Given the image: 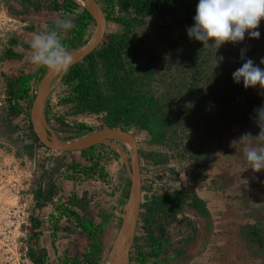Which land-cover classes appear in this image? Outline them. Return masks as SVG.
I'll return each instance as SVG.
<instances>
[{
    "label": "rangeland",
    "instance_id": "374dc122",
    "mask_svg": "<svg viewBox=\"0 0 264 264\" xmlns=\"http://www.w3.org/2000/svg\"><path fill=\"white\" fill-rule=\"evenodd\" d=\"M74 1L81 8L80 1ZM96 1L100 6L105 2ZM20 12L21 7L16 0H0V56L10 37H21L23 29L29 25L26 21L33 18L29 15L35 14L21 15ZM180 18L179 14H169L163 18L148 17L144 24L135 27L133 39L141 49L143 62L152 60L155 67L152 91L157 97L168 91L165 97L178 102L179 87L175 85L187 84L188 79L191 81L197 76L194 71L198 64L202 65L205 61L218 68L221 65L233 66L234 63L242 65L251 59L254 65L264 69V64L260 63L264 59V20L257 29L259 39H251L246 33L243 41L225 43L216 50L204 49L201 42L189 39L186 30L193 26L194 20L184 23ZM93 28L94 26L88 29L90 35ZM121 28L119 24L107 21L106 35L120 32ZM43 30L38 26L35 28L36 32ZM90 35L86 37V42ZM21 39L23 40V36ZM241 50H245L243 59ZM29 53L30 50L24 51L25 57L19 61L0 60V215L3 208L22 205L29 208L39 203L36 193L38 181L42 172L51 171V179L57 185L56 192H59L53 197L52 205L55 208L64 204L73 208L71 205L74 203V196L81 194L82 197L86 194L90 200L83 213H86L88 220L98 224L100 214L107 210L112 214V224L106 231L108 238L104 246V254H108L118 231L124 206L120 208L118 200L128 181L125 166L119 158L113 156L111 148L96 146L92 151V160L97 164L95 172L78 174L69 169V166L75 163L88 167L90 164L80 152L58 153L44 147L30 146L31 141L27 139V116L29 118L30 108L27 109L23 102L19 103L22 107L19 116L4 119L7 115L5 78L20 74L33 75L35 96L41 68L29 62ZM153 55H157V58L152 59ZM194 61L198 64H193ZM213 72L216 70L213 69ZM205 73L211 74L212 70L208 68ZM255 90H258L261 99V104L257 107L261 108L264 106V94H261L259 86ZM68 93L70 87L67 84L61 81L53 84L48 106H45L48 123L54 130L60 129L56 134L61 140H71L69 138L76 134L78 124L94 127L95 130L105 128L102 114L73 115L72 104L62 102ZM182 93L184 101L177 104V112H182L181 119H173V125L166 130L167 139L161 144H149L150 137L144 131L135 128L129 130L137 141L139 151L142 202L144 195L179 194L184 204L181 211L167 219L169 225L162 222V229L155 232L156 238L163 232L162 238L166 240L158 259L150 256L151 248L146 240V233L137 225L135 236L139 239V250L133 245L131 253L133 257L140 254L139 258L142 257L145 262L141 263L139 260L136 264H264V241L250 242L252 237L242 229L248 224L258 223L259 228L264 230V170L253 172L248 168L243 145L234 143L239 139L233 134H221L226 122L219 124V116L215 111L207 108L205 112L197 114V121H204L205 114L206 121L210 120V124L204 128V123L199 122V129L193 128L196 124H190L187 118L191 114L189 110L196 107L190 103L197 95L190 94L187 90ZM60 119L68 127L60 126ZM251 126V122L242 124L245 133L256 137L260 129L258 126V129ZM196 131L200 135L198 139L194 138ZM89 132L91 131L85 134ZM122 149L129 160V151L123 144ZM67 176H72V180ZM192 196L204 202V214L207 218L187 204ZM252 209H255L253 213ZM72 210L75 211L76 208ZM59 212L55 209V216ZM250 215L253 217L249 218ZM60 219L63 224H69L72 220L64 216ZM69 226L77 227L76 223H70ZM28 233V227L14 231L18 245L29 246ZM3 238L0 228V264H5ZM173 253L177 255L174 256ZM69 257L74 259L72 254Z\"/></svg>",
    "mask_w": 264,
    "mask_h": 264
},
{
    "label": "trees",
    "instance_id": "16d2710c",
    "mask_svg": "<svg viewBox=\"0 0 264 264\" xmlns=\"http://www.w3.org/2000/svg\"><path fill=\"white\" fill-rule=\"evenodd\" d=\"M16 1L21 7V12L19 13L21 15L41 11L59 12L61 14L60 19L70 20L73 27L67 32L61 33L62 43L68 51L84 45L87 39L86 37L90 35L88 31L89 27L94 26L93 19L90 15L84 9H81L74 0ZM101 1H105L101 5V8L106 15L107 21L119 24L122 28L120 32L105 35V41H103L98 49L86 57L81 63L69 68L63 75L61 82L70 87V93L62 99V102L72 104L73 115L80 113L102 114L103 127L120 128L124 131L135 128L147 133L150 137L149 144L159 145L167 137L166 130H168L170 125H173V119H181L182 112H177L179 107L177 104L181 100L184 101L182 92L187 90L190 94L197 95L190 103L196 107L189 110L191 114L187 118L190 120V124H196L193 127L196 130L199 129L197 125L199 122L204 123V128L209 126L210 120L207 119L208 121H206L205 114L204 121H197V114L205 112L207 108L218 114L219 124L223 121L226 122L224 128L221 129L222 135L233 134L235 138L239 139L245 133L242 127L244 123L250 124L251 122L253 125L251 127L258 129L255 122L256 110L259 109L257 106L261 104L258 90L256 91L255 88L245 89L243 81L236 84L232 78L233 73L242 66L239 65L240 63H234L233 66L229 64L228 67L221 65L217 68L214 65H209L208 61H205L202 65L194 61L193 64H198L194 71L197 76H194L191 81L188 79L187 84L179 83L175 85L177 88L179 87L177 96L180 99H178V102H172L171 99L165 97L168 94L167 90L169 88L166 90L167 92H164L159 97L152 91L155 67L152 65V60L143 62L141 49L133 39L135 27L144 24L145 19L148 17L163 18L169 14L171 16L179 14L180 19L184 23H189V21L194 20L199 0ZM175 3H178V5L176 6ZM54 26L55 22L50 21L47 23L46 30H51ZM15 48L30 49L28 45L20 40L19 36L13 35L8 40L6 47H4L0 60H20L22 54L16 52ZM153 58H157V55H153ZM232 60L235 61V58L232 57ZM208 68L212 70L211 74L205 73V70ZM213 69L216 72H213ZM46 70L41 67L39 80ZM33 78L31 74H20L17 77L5 78L7 115L4 119L19 116L22 112V107L19 104L21 102L24 103L27 109L30 108L35 91L33 89L30 92ZM203 79L205 80L203 81ZM204 105L206 106L204 107ZM47 106L48 102L46 103ZM46 119L49 122V119ZM27 125V139L31 141L30 146L36 145L38 147H44L35 137L28 116ZM60 126L68 127L61 119ZM219 128L220 126L217 131ZM92 130H95V128L78 124L77 131H75L76 134L69 139L76 138ZM58 131L60 129H55L56 133ZM199 137L200 135L196 131L194 138L198 139ZM99 147L103 146L99 145ZM95 148L96 146L80 152L84 155L86 161H90L88 167L73 163L69 166V169L83 175L94 173L97 164L92 160V151ZM111 153L116 159L118 158L114 152L111 151ZM101 174L103 177L105 176L103 169H101ZM67 178L72 179L73 177L67 176ZM128 191L129 181L125 183L121 197L118 200L120 208L127 199ZM38 195H40V192ZM244 196L246 197V195ZM187 204L191 208L201 212L207 218L204 214L203 201L192 196L191 201L187 202ZM183 206L184 204L179 194L159 196L144 195L138 228H141L146 233V240L150 243L149 246L151 248L150 256L158 259L159 254L162 252L161 247H163V243L166 241L162 238V231L159 238L155 236V232L162 227L160 224L163 222L164 225H169L170 222L167 219L181 211ZM56 210L60 211L58 219L64 216L77 221L76 225L78 228L93 241L91 243V253L95 256L99 255L101 252L99 236L103 232L102 225H95L93 221L86 218L85 213L84 216H79L68 206L63 207V205H60L56 207ZM253 210L255 209H252V213ZM110 215L112 217L111 213ZM252 217V215L249 216V218ZM257 224L253 223L242 227L252 237L250 238V242L252 243H255V241L262 243L264 241V230L260 229ZM138 240V237L135 236L133 245L137 250H139L137 246ZM172 255L175 256L177 254L173 253ZM139 257L140 254L138 253L136 257H133V253H130V264H136L139 260L141 263L145 262L142 257L141 259ZM84 259L86 260L87 256ZM68 264L80 263L77 259H71V261L69 259ZM155 264L157 263L155 262Z\"/></svg>",
    "mask_w": 264,
    "mask_h": 264
},
{
    "label": "clouds",
    "instance_id": "9594fccd",
    "mask_svg": "<svg viewBox=\"0 0 264 264\" xmlns=\"http://www.w3.org/2000/svg\"><path fill=\"white\" fill-rule=\"evenodd\" d=\"M262 20L264 0H199L194 24L186 31L189 39L201 42L204 49L217 50L225 43L243 41L246 33L251 39H259L257 29ZM72 27L70 20L57 19L53 29L32 33L29 62L53 74L67 71L73 57L63 45L61 33ZM244 51L241 50V59ZM260 63L264 64V59ZM232 78L236 84L243 81L245 89L259 86L261 94H264V69L254 65L251 59L246 60ZM255 122L260 129L259 134L253 137L246 132L234 143L243 145L248 168L260 172L264 170V106L256 110Z\"/></svg>",
    "mask_w": 264,
    "mask_h": 264
},
{
    "label": "water",
    "instance_id": "95a60500",
    "mask_svg": "<svg viewBox=\"0 0 264 264\" xmlns=\"http://www.w3.org/2000/svg\"><path fill=\"white\" fill-rule=\"evenodd\" d=\"M80 5L93 19L94 28L89 40L84 45L70 51L73 62L69 68L81 63L98 49L106 35L107 19L99 3L96 0H81ZM65 72L53 74L46 70L41 76L29 111V122L32 131L39 143L50 151L72 153L104 145L111 148L123 162L129 180V191L123 206L118 231L104 264L106 261L109 262L108 264H130V252L140 219L143 198L137 141L129 131H124L120 128L96 129L79 138L61 140L47 122L45 106L53 89V84L59 83ZM115 142L122 143L128 149L129 160H127L126 154ZM124 158L126 162L123 160Z\"/></svg>",
    "mask_w": 264,
    "mask_h": 264
},
{
    "label": "crops",
    "instance_id": "0c3cea01",
    "mask_svg": "<svg viewBox=\"0 0 264 264\" xmlns=\"http://www.w3.org/2000/svg\"><path fill=\"white\" fill-rule=\"evenodd\" d=\"M29 16H33V18L28 19L29 21H26L29 25L27 27L25 26V28L23 29V40L21 39L22 36H17L20 37V40H22L23 43L30 47L32 33L36 32L35 28L38 26L43 28V31H45L47 23L50 21L55 22L57 19H60L61 14L59 12L41 11ZM42 25L44 27H42ZM26 33H28V35H26ZM15 49L16 52L22 54V58L25 57L24 54L26 53L25 52L23 54V52L28 51V49ZM21 50H23V52H21ZM48 99L46 103L48 102ZM52 175L53 172L51 171L42 172L40 180L38 181V189L36 192L37 198H39L40 202L37 204H33L29 208L26 207L30 215V221L28 225L30 257L35 261L36 264H68V260L70 258L69 256L72 254L74 256V259H78L80 261H78L80 264H104L107 257V254H104V246L106 238H108L106 231L112 224V217L110 215V212H108V210L106 211V213L103 212V217L102 214H100V220L98 224L102 225L103 227V232L101 236H99V241L101 243V252L99 253V255L95 256L91 253V243L93 241L89 239L87 235L78 228V226L76 228L69 226L70 223L77 224V221L75 219L70 220L68 222L69 224L65 223V225L63 224L61 219H58V215L55 216L56 208L52 205V203L54 200L53 197L56 196L59 192L58 190L56 192V189L58 188L55 187L57 185L51 179ZM69 180L71 181L72 179ZM49 191L50 193H48ZM39 192L40 195H38ZM85 195L86 194H84L82 197H80L81 194L75 196L73 195V208H76L75 212L79 216H84L85 212L83 213V211L85 210L88 200H90V197H86L87 195ZM65 205L66 204H64L63 206ZM85 256H87L86 260L84 259Z\"/></svg>",
    "mask_w": 264,
    "mask_h": 264
},
{
    "label": "built area",
    "instance_id": "2783aa9c",
    "mask_svg": "<svg viewBox=\"0 0 264 264\" xmlns=\"http://www.w3.org/2000/svg\"><path fill=\"white\" fill-rule=\"evenodd\" d=\"M33 81H31V90H33ZM1 234L4 236L2 246L5 264H36L29 257V246L18 245L17 238L14 237V231L21 227H28L30 215L23 206L7 207L1 210L0 215ZM28 245V244H27ZM71 261V257L69 258Z\"/></svg>",
    "mask_w": 264,
    "mask_h": 264
},
{
    "label": "flooded vegetation",
    "instance_id": "af4514ba",
    "mask_svg": "<svg viewBox=\"0 0 264 264\" xmlns=\"http://www.w3.org/2000/svg\"><path fill=\"white\" fill-rule=\"evenodd\" d=\"M115 144H117L121 149H122V143H120V142H115ZM99 146V145H98ZM101 146H103V147H106V146H104V145H101ZM109 148V147H108ZM123 150V149H122ZM138 153H139V151H138ZM130 158V157H129ZM127 179H128V177H127ZM129 181V180H128ZM142 204V203H141ZM140 217H141V213H140ZM139 221H140V219H139Z\"/></svg>",
    "mask_w": 264,
    "mask_h": 264
},
{
    "label": "bare ground",
    "instance_id": "6f19581e",
    "mask_svg": "<svg viewBox=\"0 0 264 264\" xmlns=\"http://www.w3.org/2000/svg\"><path fill=\"white\" fill-rule=\"evenodd\" d=\"M79 1H80V3H81V0H79ZM123 160L126 162V159H125V158H124ZM108 263H109V262H107V261H106V263H105V264H108Z\"/></svg>",
    "mask_w": 264,
    "mask_h": 264
}]
</instances>
